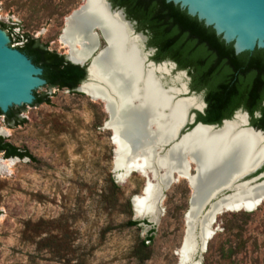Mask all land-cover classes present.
<instances>
[{
	"label": "rangeland",
	"instance_id": "1",
	"mask_svg": "<svg viewBox=\"0 0 264 264\" xmlns=\"http://www.w3.org/2000/svg\"><path fill=\"white\" fill-rule=\"evenodd\" d=\"M85 3L0 0V24L15 47L29 34L67 56L61 42L66 17ZM40 93L51 102L23 109L22 124L8 126L0 115L6 139L35 158L0 154V161H13L0 168V264H139L134 248L148 236L151 258L144 264H178L193 193L189 182L179 179L165 190L158 220L137 216L133 199L143 194L146 178L134 171L123 182L113 172L116 146L104 127V101L66 88ZM130 220L140 223L130 226ZM212 230L202 264H264V203L223 213ZM194 234L200 241L199 225Z\"/></svg>",
	"mask_w": 264,
	"mask_h": 264
},
{
	"label": "water",
	"instance_id": "2",
	"mask_svg": "<svg viewBox=\"0 0 264 264\" xmlns=\"http://www.w3.org/2000/svg\"><path fill=\"white\" fill-rule=\"evenodd\" d=\"M167 2H171L172 6L180 10L182 14H188L190 21H203L224 43L229 47L234 46V53L239 54L240 58L255 49L264 53V0H167ZM104 4L108 14L118 13L119 18L128 23L130 33L136 32L133 22L125 17L122 9L113 10L108 0H104ZM85 10L90 11L86 4L73 11L68 17L77 18ZM96 27H92V31ZM67 28L68 26L65 24L61 35L64 39L66 30L68 31ZM100 31L106 40L104 31L102 29ZM94 33L98 36L97 32ZM136 33L141 36L145 49L147 37L143 32ZM97 39L99 41V38ZM98 41L95 48L78 62L65 55L66 60L71 64L87 66V79L76 88V92L80 91L87 94L81 87L87 82H98L92 76L91 70L97 60L96 58L108 48L99 50L93 56L95 49L98 48ZM78 43H81L80 39L79 42L75 40L67 44L70 45V50L77 51ZM14 45L15 43L10 39L7 31L0 28V110L2 113L8 112L10 116L16 109L33 110L36 101L35 93L49 87L47 74H44L43 67L35 65L25 53ZM144 49L141 52L145 60L144 65L147 68H154L165 63H169L173 68L172 70L177 66L176 62L172 60H163L159 63L149 62L150 53H144ZM147 62L149 63L147 64ZM172 70L168 73L169 75ZM179 74L182 75L184 81L187 73L178 71L174 76ZM171 79L168 83H171ZM179 87L182 90L173 91L171 95L174 102L184 103L192 97L201 99L200 94L195 92L189 94L186 81L183 87L180 84ZM89 97L97 98L92 94H89ZM105 107L108 112V105ZM204 107L205 103L203 102ZM203 108L189 107L186 110L183 124L173 131L174 136L169 141L159 142L153 152L149 154L148 163L144 167L138 168L146 178V185L152 180L155 188L160 185L161 187H170L174 181H179L176 173L189 178V185L193 193L187 214L188 230L186 236L192 243L195 242L196 244L199 242H197L194 234L197 225L200 226V236L206 233L205 237L209 238L214 233L212 229L208 228V209L211 204L231 201L250 193L264 192V171L257 173L264 167V131L249 125L248 113H244L247 117V123L230 126L236 114L241 111H238L231 119L223 121L221 125L195 123L196 114L193 110L202 111ZM109 116L110 119L104 126L106 129L113 128V120L110 114ZM190 126L193 127L189 128ZM225 128L231 129V135L224 134ZM204 131L217 135L209 140L204 134L199 135ZM239 132L252 135L255 139L254 144L246 143L247 137L238 134ZM0 136L3 137L5 134L0 133ZM114 138V132H112V141L116 143L117 140ZM210 148L211 150L216 149L219 156L209 158ZM14 158L21 159L17 156ZM174 158L177 160L179 158L180 164L172 167L171 160ZM252 162L254 165L247 168V165H251ZM192 164L193 170L191 171ZM213 176L216 179L209 185L207 180ZM260 199H263V196ZM240 206H235V208H240ZM207 238L203 249L206 248Z\"/></svg>",
	"mask_w": 264,
	"mask_h": 264
},
{
	"label": "bare ground",
	"instance_id": "3",
	"mask_svg": "<svg viewBox=\"0 0 264 264\" xmlns=\"http://www.w3.org/2000/svg\"><path fill=\"white\" fill-rule=\"evenodd\" d=\"M84 1L90 11H83L77 18L66 17L68 31L66 30L64 35L65 39L61 37V42L69 50L68 56L71 60L78 62L95 48L99 34L97 36L94 32L102 29L105 33L108 48L96 58L91 70L92 76L98 82H87L81 88L87 92L88 96L92 94L97 97L95 100H102L105 105H108V113L113 120L114 139L117 140L114 143L116 146L114 172L119 180L124 182L132 172L141 173L138 168L148 163L149 154L159 142L169 141L174 136L173 131L185 120L186 110L189 107L202 109L203 102L198 97H192L184 103L174 102L171 98L173 91H181L179 84L183 87L185 83L182 75L172 77L171 83H168L166 77L173 69L169 63L147 68L141 52L144 49L141 36L136 32L130 33L128 23L119 18L118 13L108 14L104 0ZM94 26L97 27L92 31ZM79 39L81 43H78L77 51L70 50V45L67 43L75 40L79 42ZM245 123H247V117L240 112L236 114L230 126ZM223 132L231 135L229 128H225ZM0 133L6 134L7 131L2 129ZM202 134L209 140L217 135L207 131L199 133V135ZM238 134L247 137L246 143L254 144L255 139L252 135L245 134V132ZM215 156H219L218 151L210 148L209 158ZM171 161L172 167L180 164L179 158ZM12 162L0 161V168H9ZM252 165H254L253 162L247 165V168ZM192 170L193 164L191 165ZM176 176L189 182V178L185 176L177 173ZM215 179L214 176L209 177L207 183L210 185ZM150 182L145 186L141 197L137 196L133 199L134 211L141 218H151L156 221L161 218L165 190L167 191L169 187L160 185L155 188L154 182L152 180ZM261 196L263 199H260ZM263 203L264 192L250 193L231 201L211 204L208 209V228L212 229L218 216L223 213L240 210L249 212ZM238 205H241L240 208H235ZM205 236L206 233L200 236L198 244L192 243L185 236L177 251L178 264L202 263V254L205 252L203 247L207 238ZM210 238H207L208 241ZM197 254L199 258H196Z\"/></svg>",
	"mask_w": 264,
	"mask_h": 264
},
{
	"label": "trees",
	"instance_id": "4",
	"mask_svg": "<svg viewBox=\"0 0 264 264\" xmlns=\"http://www.w3.org/2000/svg\"><path fill=\"white\" fill-rule=\"evenodd\" d=\"M114 7H124L126 17L137 22V29L148 38V47L156 48L153 59L175 61L180 70H187L192 78L191 90L205 89L209 103L206 113L198 112L197 121L221 125L224 119H231L240 106L248 110L251 124L264 131V53L254 50L240 58L235 54L234 46L229 47L203 21L191 20L188 14L172 6L167 0H112ZM0 27L7 28L5 23ZM19 41H21L19 39ZM37 66L47 74L49 87L66 88L76 92L86 77V66L73 65L65 55L50 50L41 40L25 35L23 45L17 46ZM33 106L51 102L46 93H35ZM23 109H16L12 116H5L8 126L22 124L25 119L19 117ZM259 113L258 117L255 114ZM0 154L6 158L20 157L35 160L24 149L0 136ZM264 171V167L258 171ZM115 188L116 186L113 185ZM129 206V204H128ZM140 221L130 220L128 225H138ZM153 240L148 236L134 249V257L139 264L151 258L146 245Z\"/></svg>",
	"mask_w": 264,
	"mask_h": 264
},
{
	"label": "flooded vegetation",
	"instance_id": "5",
	"mask_svg": "<svg viewBox=\"0 0 264 264\" xmlns=\"http://www.w3.org/2000/svg\"><path fill=\"white\" fill-rule=\"evenodd\" d=\"M108 2L111 4L113 10H116V8H118V9H122V10L124 11L123 13L125 14V17H126V13H125L126 10H125L124 7H119V6L114 7L112 0H108ZM126 18H127V17H126ZM127 19H128V18H127ZM128 20H129V19H128ZM130 21H132V20H130ZM132 22H133V24H134V28L136 29V32H143V31H139V30L137 29V22H136V21H132ZM97 32H98V34H99L98 48L95 49V51H94V53H93V56L96 55V54L98 53L99 50H101V49H103V48H104V49L107 48V43H106L104 37L102 36L101 31H100V30H97ZM143 34L147 37V41H146V43H145V49L143 50V52H144V53H147V52L150 53V54H149V57H148L149 62H154V61H155L156 63L161 62V61H158V60H156V59H153L156 48H155V47H154V48H150V47H148V41H149V38H148V36H147L145 33H143ZM101 41H104L105 44L101 45ZM100 47H101V48H100ZM166 60H169V59H166ZM149 62H147V64H148ZM174 62H175V61H174ZM147 64H146V65H147ZM176 64H177V63H176ZM80 66H81V65H80ZM174 71H175V73H177L178 71H185V72L187 73V77L184 78V79H185V81L188 83L189 94H192V92H195L196 94H200V97H201L202 101L205 103V107L203 108L202 111H200V110H193V112L196 114V116H195V123H197V122H202V121H197V118H198V112L205 114L207 108L209 107V103H208V101H207V99H206V97H205V91H206V90H205V89H202L201 91H198V92H196L195 90H191V89H192V88H191L192 78L190 77L189 72H188L187 70H180V68L178 67V64H177V66L174 68ZM86 79H87V66H86V77L81 81V83H82L84 80H86ZM81 83H80V84H81ZM80 84H79V85H80ZM238 111H241V113H243V114H244V113H248L249 125L253 126V125L251 124V115H250V112H249L248 110L244 109V108L241 107V106H240L237 110L234 111V114H233L232 117H234V115H235ZM193 112H192V114H193ZM258 116H259V113H256V114H255V117H258ZM232 117H231V118H232ZM109 119H110V116H109ZM225 120H229V119H224L223 121H225ZM223 121H222V123H223ZM191 127H193V126H190L189 128H191ZM254 127H255V126H254ZM110 130H111V129H110ZM112 132H114L113 129H112Z\"/></svg>",
	"mask_w": 264,
	"mask_h": 264
}]
</instances>
